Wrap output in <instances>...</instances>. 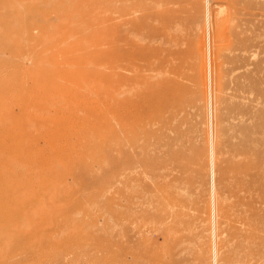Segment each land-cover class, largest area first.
<instances>
[{
  "label": "rangeland",
  "instance_id": "obj_1",
  "mask_svg": "<svg viewBox=\"0 0 264 264\" xmlns=\"http://www.w3.org/2000/svg\"><path fill=\"white\" fill-rule=\"evenodd\" d=\"M0 264H264V0H0Z\"/></svg>",
  "mask_w": 264,
  "mask_h": 264
}]
</instances>
